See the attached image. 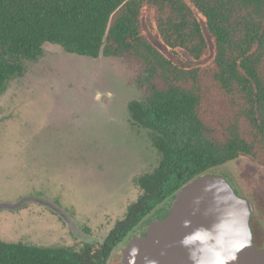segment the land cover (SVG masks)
Segmentation results:
<instances>
[{
  "label": "trees",
  "instance_id": "obj_1",
  "mask_svg": "<svg viewBox=\"0 0 264 264\" xmlns=\"http://www.w3.org/2000/svg\"><path fill=\"white\" fill-rule=\"evenodd\" d=\"M46 43L138 69L131 122L152 131L160 161L103 241L76 250L0 239V264H121L184 185L238 158L264 168V0H0V96Z\"/></svg>",
  "mask_w": 264,
  "mask_h": 264
},
{
  "label": "rangeland",
  "instance_id": "obj_2",
  "mask_svg": "<svg viewBox=\"0 0 264 264\" xmlns=\"http://www.w3.org/2000/svg\"><path fill=\"white\" fill-rule=\"evenodd\" d=\"M137 75L121 58L46 43L9 83L0 96V202L50 200L76 230L49 207L27 202L0 210V239L80 250L103 241L126 215L143 192L137 178L160 161L152 131L131 122L129 102L142 95ZM211 172L226 173L254 202L256 242L264 245V168L238 158Z\"/></svg>",
  "mask_w": 264,
  "mask_h": 264
},
{
  "label": "water",
  "instance_id": "obj_3",
  "mask_svg": "<svg viewBox=\"0 0 264 264\" xmlns=\"http://www.w3.org/2000/svg\"><path fill=\"white\" fill-rule=\"evenodd\" d=\"M27 202L49 207L76 230L56 203L29 196L0 202L1 209H17ZM254 202L241 196L228 178L203 174L176 194L167 215L152 220L144 235L136 234L122 249L121 264H264V248L254 241Z\"/></svg>",
  "mask_w": 264,
  "mask_h": 264
},
{
  "label": "flooded vegetation",
  "instance_id": "obj_4",
  "mask_svg": "<svg viewBox=\"0 0 264 264\" xmlns=\"http://www.w3.org/2000/svg\"><path fill=\"white\" fill-rule=\"evenodd\" d=\"M256 222H253L252 223V228H253V232H254V241H255V243H256V245L257 246H260V245H258L257 244V242H256V231H255V229H254V227H253V224H255ZM146 229H147V225L144 227V228H141V232L139 233L140 235H144V233H146Z\"/></svg>",
  "mask_w": 264,
  "mask_h": 264
},
{
  "label": "clouds",
  "instance_id": "obj_5",
  "mask_svg": "<svg viewBox=\"0 0 264 264\" xmlns=\"http://www.w3.org/2000/svg\"><path fill=\"white\" fill-rule=\"evenodd\" d=\"M227 259H228V258L225 257V258L219 260V261H218V264H226V260H227Z\"/></svg>",
  "mask_w": 264,
  "mask_h": 264
}]
</instances>
